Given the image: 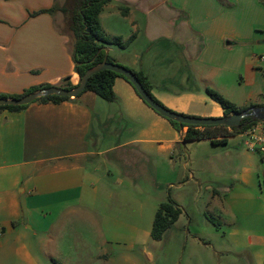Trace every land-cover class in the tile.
<instances>
[{
	"label": "crops",
	"instance_id": "crops-1",
	"mask_svg": "<svg viewBox=\"0 0 264 264\" xmlns=\"http://www.w3.org/2000/svg\"><path fill=\"white\" fill-rule=\"evenodd\" d=\"M55 2L0 0V93L58 86L68 77L80 82L71 37L59 29L55 14L31 16ZM100 21L110 37L129 42L125 49L107 46L108 54L142 72L167 108L225 116L207 88L239 108L264 106V0H112ZM137 43L142 48L132 49ZM114 91L113 103L86 91L61 103L0 112V264H166L172 250L170 264H264L262 156L248 151L240 134L225 143L186 141L188 128L175 127L148 106L126 79L117 77ZM116 112L135 128L124 143L137 148L130 156L143 157L145 145L171 154L184 146L190 172L179 186L198 185L195 200L203 192L200 174L212 175L207 198L196 208L200 216H211L212 225L192 224L188 214L193 226L179 230L178 249L159 251L173 227L161 241L150 242L145 230L97 209L98 180L89 167L106 150L93 147L100 137L95 128L114 121ZM208 144L198 154L197 145Z\"/></svg>",
	"mask_w": 264,
	"mask_h": 264
},
{
	"label": "rangeland",
	"instance_id": "rangeland-1",
	"mask_svg": "<svg viewBox=\"0 0 264 264\" xmlns=\"http://www.w3.org/2000/svg\"><path fill=\"white\" fill-rule=\"evenodd\" d=\"M63 1L57 0V4H62ZM55 19L59 29L64 33L63 13L56 11ZM69 36L71 37L69 47L72 49L71 39L73 37L72 34H69ZM158 47V45H155L154 50H158ZM134 48L140 49L142 45L137 43L132 46V49ZM177 61L180 60L177 59ZM180 69V74H186L183 68ZM171 70V73H173V68ZM184 86L191 87L192 85L184 83ZM170 87L179 88L177 85H171ZM236 94V91H234L233 97ZM115 115L114 121L107 122L104 120L102 124L97 122L95 128L100 137L94 141L93 147L99 151L106 150L100 156L94 157L95 160L89 167L91 172L93 171L92 173L96 170L94 177L98 180L96 182V187L99 190L97 209L100 210L101 215L125 219L145 230V239L153 242L151 230L160 204L168 201L169 197L172 199L179 197L181 200L178 204L183 209V213L180 220L173 226L172 235L169 238H164L165 241L161 244L159 251L164 247L166 248V246L171 249H178L181 244L179 238H183V235L179 234V230L193 226L189 223L188 214L194 219L192 224L199 222L202 225H212L213 219L211 216L206 218V216L202 217L196 213V208L204 202L205 197L207 198L206 181L211 179L212 175L210 171H208L207 176L200 174V177L204 180L202 184L203 192L202 197L195 200L193 193L198 185L179 186L181 182L186 181L190 172L189 167L186 165L184 146L177 147L175 153L171 154L170 151L167 153L159 152L158 145L149 148L145 145V147L142 146L145 148L143 157L140 154L130 156L129 151L137 148L133 145L125 146L124 143L128 142L130 137L134 135L135 128L128 125L126 121L128 117L118 112ZM203 146L197 145L198 154L202 152L201 148L206 152L212 145ZM136 151L133 152L137 153ZM74 225L83 226L81 223H75ZM75 237L78 243L83 246V239ZM173 259L174 250L166 257V264H170ZM74 260L78 259L74 258Z\"/></svg>",
	"mask_w": 264,
	"mask_h": 264
},
{
	"label": "trees",
	"instance_id": "trees-1",
	"mask_svg": "<svg viewBox=\"0 0 264 264\" xmlns=\"http://www.w3.org/2000/svg\"><path fill=\"white\" fill-rule=\"evenodd\" d=\"M111 1L112 0H64L62 4L58 5L56 0L55 5L52 8L43 9L31 14V16H37L44 13L55 14L56 11H60L63 13L65 22L64 32L67 34H72L73 37L71 39L72 59L75 64V72L80 77V82L89 69L104 62L105 60L110 63H116L115 60L109 54L107 55V46H116L125 49L129 45V42H125L121 37H110L102 27L100 15L104 10L105 5ZM130 70L134 72V74L139 78V80L143 84L144 88L154 97V95L152 94V86L148 78L142 72H137L132 69ZM117 77H122L126 79L129 83H131L129 79L122 74H119L112 70H102L94 74L89 79L84 92L92 91L107 102H116L117 95L114 91V84ZM78 84H73L71 82V78H65L64 80H62V83L59 84L57 87L61 89H74L78 86ZM52 86L54 85L41 84L33 86L25 90L23 94L17 95H8L0 93V98H21L24 95L38 92L45 88H51ZM134 89L136 90L135 87ZM136 92L139 95L137 90ZM206 92L211 99L221 105V107L225 111V116H229L233 113H238L249 109L248 107H237L233 102H231L219 92L211 88H207ZM71 99V97L49 95L40 97L34 102L56 104ZM141 99L143 100L142 97ZM27 106L28 105L0 106V112H2L3 110L20 111L25 109ZM168 120L177 128H188L184 137L186 141L212 139L214 143H225L228 137L242 133L243 131L251 127L253 124H255L257 121H259L255 117H247L242 120L239 126L228 127L225 125H186L180 124L170 119ZM219 136L223 137V140H218L217 138ZM182 213L183 209L171 197H169L168 201L161 203L156 212L155 219L153 222V227L151 230L152 238L156 241H161L167 231L175 225Z\"/></svg>",
	"mask_w": 264,
	"mask_h": 264
},
{
	"label": "water",
	"instance_id": "water-1",
	"mask_svg": "<svg viewBox=\"0 0 264 264\" xmlns=\"http://www.w3.org/2000/svg\"><path fill=\"white\" fill-rule=\"evenodd\" d=\"M107 55H108V51H107ZM102 70H112L127 77L129 81L132 83V85L136 88L139 95L151 108H153L157 113H159L163 117L176 121L180 124L196 125V126L225 125L228 127H235V126H239L242 120L247 117H255L258 120H264V106L252 107L242 112L233 113L229 116H223V117H197V116H190V115L178 113L158 102L144 88L143 84L141 83L139 78L134 74L133 71H131L125 66L116 63H110L107 60L89 69L86 72V74L83 76L81 82L74 89H61L58 88L57 86H52L51 88H45L38 92L24 95L21 98H11V97L0 98V106L29 105L38 98L49 95H59L62 97L76 98L85 91L89 79L94 74ZM68 78L70 79V77Z\"/></svg>",
	"mask_w": 264,
	"mask_h": 264
},
{
	"label": "built area",
	"instance_id": "built-area-1",
	"mask_svg": "<svg viewBox=\"0 0 264 264\" xmlns=\"http://www.w3.org/2000/svg\"><path fill=\"white\" fill-rule=\"evenodd\" d=\"M260 58L263 60L264 56ZM240 135L245 138L247 150L260 154L264 159V120L257 121Z\"/></svg>",
	"mask_w": 264,
	"mask_h": 264
}]
</instances>
